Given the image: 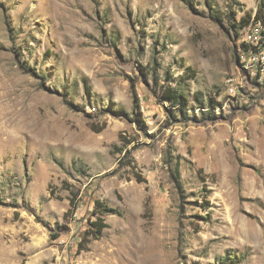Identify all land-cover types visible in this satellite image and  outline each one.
<instances>
[{
  "label": "rangeland",
  "instance_id": "1",
  "mask_svg": "<svg viewBox=\"0 0 264 264\" xmlns=\"http://www.w3.org/2000/svg\"><path fill=\"white\" fill-rule=\"evenodd\" d=\"M258 12L264 0H0V264H264ZM97 199L124 214L80 250Z\"/></svg>",
  "mask_w": 264,
  "mask_h": 264
},
{
  "label": "trees",
  "instance_id": "2",
  "mask_svg": "<svg viewBox=\"0 0 264 264\" xmlns=\"http://www.w3.org/2000/svg\"><path fill=\"white\" fill-rule=\"evenodd\" d=\"M256 20H263L264 16L262 14H260V12H258L255 16ZM250 22V17H246L243 16L240 20L238 24L240 27L246 26L248 25ZM234 27H237V24H234ZM243 46L249 50V45L243 43ZM192 69L189 68V70L185 71L186 75H189L191 73ZM163 98L165 100H168L171 104L173 105H180L181 107L187 106L189 103V99L187 97V95L185 94L184 91L182 90H178L174 87H167L164 89L163 92ZM137 105H138V111H135V121L140 125H144V115L143 113L140 111L139 109V100H136ZM179 108L181 111H185L183 110V108ZM115 113H117V115H123L126 114V112H124L122 109H116ZM124 145L128 146L129 144L132 143V140H126L124 138V136L121 138ZM120 151H124L123 148ZM131 151L127 150L126 153L124 154L125 156V161L126 164L131 165L132 161L131 156H130ZM177 171H179V169H177ZM180 174V173H179ZM178 174V175H179ZM136 178L139 182L145 181V178H143V176L140 173H136ZM72 201V206L71 208L67 211V213L73 212L75 207L74 204V200L73 198H71ZM95 210L97 212H95L97 214L96 219L91 222L90 227L88 228V230H86V232H84L83 234V238L81 239V241L78 243L79 244V249L80 250H84L87 248L88 244L93 240V239H99L102 235L104 230L109 227V224L106 220V215L109 214H118V215H123L124 212L122 209L118 208V207H113L111 205H109L108 203H106L105 201H102L100 199L96 200V208ZM56 237V236H55Z\"/></svg>",
  "mask_w": 264,
  "mask_h": 264
},
{
  "label": "built area",
  "instance_id": "3",
  "mask_svg": "<svg viewBox=\"0 0 264 264\" xmlns=\"http://www.w3.org/2000/svg\"><path fill=\"white\" fill-rule=\"evenodd\" d=\"M252 46H250V49H251ZM257 57L256 55L253 56V59L255 60ZM232 90L235 92V87L232 88Z\"/></svg>",
  "mask_w": 264,
  "mask_h": 264
}]
</instances>
